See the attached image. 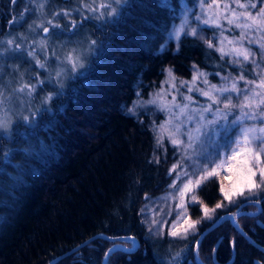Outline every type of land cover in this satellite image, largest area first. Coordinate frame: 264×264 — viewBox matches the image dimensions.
<instances>
[{
	"label": "trees",
	"instance_id": "trees-1",
	"mask_svg": "<svg viewBox=\"0 0 264 264\" xmlns=\"http://www.w3.org/2000/svg\"><path fill=\"white\" fill-rule=\"evenodd\" d=\"M164 14L152 0H132L117 23L96 31L95 37L105 41V49L93 62L87 83H72L56 105L53 119L22 131L27 133V141L21 135V143L35 146L38 154L28 159L31 171L25 173L31 175L20 183L18 191L13 190L16 198L0 234V264H49L57 258L59 264H101L108 248L119 242L99 235L132 236L138 242L134 252L111 253L108 264H169L168 248L180 249L167 238L159 241L157 249L140 220L143 199L161 191L166 166L150 167L151 138L122 115L120 107L130 101L137 74L147 71L146 76L159 79L154 69L159 64L171 65L186 79L190 61L208 73L211 82L216 73L220 77L232 73L228 60H221L214 48L191 37H185L178 54L158 56ZM36 143L46 144L47 150L42 152ZM25 177L22 174V180ZM216 193L213 183L198 190L209 207L218 201ZM260 204L264 208V201ZM258 221L264 224V213L238 217L240 228L252 242L231 223L222 222L202 238L199 260L212 264L213 246L220 240L214 253L217 261L230 258V241H235L231 264H264V229ZM208 225L202 224L199 231ZM192 239L183 246L175 264H195L196 235ZM120 243L132 246L130 241Z\"/></svg>",
	"mask_w": 264,
	"mask_h": 264
},
{
	"label": "snow or ice",
	"instance_id": "snow-or-ice-1",
	"mask_svg": "<svg viewBox=\"0 0 264 264\" xmlns=\"http://www.w3.org/2000/svg\"><path fill=\"white\" fill-rule=\"evenodd\" d=\"M35 3V0H30ZM129 0H92V3H82L81 9H86L91 16L84 17L81 12L82 19H96L99 23L96 25L98 31L103 32L106 26L115 24L124 14V9L128 6ZM15 3V0H13ZM46 0H41L38 5V10L42 11ZM180 5L177 13L176 7L171 0H159L158 6L168 9L173 15V20L179 19L180 24H173L171 30L168 32L167 40H175L179 45L182 37L192 36L199 37L203 40L209 49L215 48L220 53L221 60L225 56L230 57V63L239 65L241 73L238 76L221 77L222 81H231L227 85H216L210 83L208 80V73L200 72L195 65H193L192 80L182 81L181 88L187 87V95H183L180 89H176L177 95L172 96L171 109L169 104L158 105L156 99H151L147 102L138 101L141 106L155 107L157 112L167 111L170 116H176L178 120L175 133L170 132L169 136L178 135L183 138H171V144L177 149H184V155L181 160L174 164L169 170L170 175L175 173L176 179L173 180L170 188L175 190V194L179 196V202L175 204V209L178 210L176 219L172 221L171 230L168 235L174 238L186 239L189 234H196L202 236L203 233L197 231L198 225L203 221H211L210 227L214 228L222 222L231 223L240 232L238 217L252 216L255 213H246L243 209L248 205H259L264 201V196H260V192H264V7H261L258 12L254 11L258 3L254 0H231V4L224 3L222 6L213 0V5L217 9V13L209 16L205 10L207 0H199L200 12L196 13L195 8H189L186 0H178ZM213 5H208L209 8ZM232 5H235L234 7ZM223 9V14L219 11ZM26 12L31 9H25ZM73 10H63L61 13H54V16L71 17ZM195 17L196 27L192 26V17ZM20 21L25 19L24 15L20 16ZM221 19L226 22L227 28L221 23ZM12 23H18L13 20ZM71 28H62L59 23L49 19L47 26L43 24H36V28L42 29L45 36L37 41H33L32 45L25 48L24 41L17 42L15 38L6 41L0 40V57L6 53L11 52L23 56L27 53L28 57L35 59L36 65L48 70L51 66L49 57L56 60V68L49 71L46 81H38L37 84H24L15 92H25L29 97L35 92L37 87L45 83L51 85L53 91L45 98L44 104L59 99L65 95V89L71 88L72 83L77 80L87 83V76L92 70L93 62L103 54L105 49V41L100 39H92L89 43L87 52H80L78 49H73L71 54L67 57H60L53 50L48 52V36L63 34L64 31H72L75 34L82 25H78L75 20H71ZM215 27L220 30V35L217 37L213 34L212 37H205L200 35L206 31V27ZM32 28V25L29 26ZM53 29H60V33L53 32ZM239 29V35H233L231 39L226 32H233ZM216 41V43H213ZM6 45V46H5ZM231 45L232 47H227ZM253 46L259 50L260 60H257V51H254ZM40 49L42 59L37 58V49ZM165 45H161L163 51ZM91 57V59L89 58ZM251 63L253 72L256 73L257 78L247 79L244 75V64ZM70 65V67L68 66ZM171 75V70H169ZM215 75H219L216 73ZM174 79V78H173ZM243 81V87L239 86V82ZM202 84L203 87L198 86ZM83 86V85H82ZM176 88L175 82L171 85ZM73 92L78 89H72ZM198 93L199 96L207 98L206 102L199 104L191 93ZM13 94H6L2 85H0V112L4 113L3 118H0V131L6 133L11 137L18 125L14 126L13 121L8 118L9 107L13 103ZM235 94V95H233ZM162 95V94H161ZM140 96V93H137ZM177 96H182V100H178ZM223 97V99H221ZM243 100L240 103H235L234 100ZM223 105L220 107L219 105ZM195 105V107H192ZM191 107V112L188 109ZM42 111H51L47 107H43ZM129 109V112H132ZM177 112L179 115L177 116ZM41 110L33 112L31 116H24L25 124H35V119ZM183 119H180V117ZM251 122V123H249ZM168 123V121H165ZM210 141L216 145L217 150L212 154L201 153L199 162L193 161L188 154V150L196 143H203ZM222 141V142H221ZM162 141L158 140L160 145ZM223 148L224 152L221 155L219 149ZM28 151V150H25ZM219 159V163H215ZM226 160L234 161V163L227 165V172L229 175L224 176L220 181L219 191L222 199L215 204L214 207H209L198 199L195 194L204 183L210 178L220 175L219 169L224 167ZM11 157L5 159L6 164H11ZM159 163V160H157ZM203 166V167H202ZM19 167V166H17ZM179 169V170H178ZM3 171V169H0ZM13 180L19 177H13ZM224 181H228L226 185ZM190 196V200L188 197ZM175 199V196H173ZM199 204L202 215L199 219L193 220L188 215V208L190 205ZM229 206L236 208V211H231ZM229 209L224 214H218L217 210ZM260 213H264V208H259ZM172 212L167 213L172 216ZM181 221L183 223L181 224ZM168 222L165 221L166 225ZM153 226L159 224V221L153 220ZM163 227V225L161 226ZM152 229L150 228V231ZM159 231V229H157ZM113 239V238H109ZM126 241H131L132 247H136V240L134 237H126ZM202 240L198 239L197 244H201ZM235 247V241H233ZM118 251L129 252L131 249H121L119 246H113L105 255L104 264H108L111 253ZM216 249H213L215 253ZM179 255V254H177ZM59 264V258H57ZM169 264H175V258ZM202 264V262H198Z\"/></svg>",
	"mask_w": 264,
	"mask_h": 264
},
{
	"label": "rangeland",
	"instance_id": "rangeland-1",
	"mask_svg": "<svg viewBox=\"0 0 264 264\" xmlns=\"http://www.w3.org/2000/svg\"><path fill=\"white\" fill-rule=\"evenodd\" d=\"M21 1H27L32 5L34 4L30 2V0H21ZM131 1L132 0H129L128 6L130 5ZM152 1L156 2L158 6L159 0H152ZM36 2H39L40 4L41 0H35V3ZM99 2L100 0H96V3ZM171 2L176 7L178 13L180 8L178 0H171ZM186 2L189 8L194 7L196 13L200 12L199 0H186ZM241 2L246 3L247 0H241ZM254 2L258 3V6L254 11L258 12L261 7H264V0H254ZM82 3L91 4L92 0H46V3L44 4V8L42 11H39L38 7L28 8L31 9V11L24 12L23 15L25 19L23 21H20L19 19L20 17L17 18L18 17L17 16L16 17L17 19L15 20L18 21V23H12L11 25L12 27L9 28L6 32L4 31L0 35V40L6 41L8 39L15 38L17 42L24 41L25 48H28L29 46L32 45L33 41L38 42L45 36L42 29L35 27L36 24H43L47 26V21L49 19H52L54 20V22L59 23L62 28L66 27L70 29L71 28L70 21L75 20L78 25H82L77 30H75V34H73L72 31H64L63 34L48 36V52L51 53L54 50L57 53V55L62 58L67 57L69 54H71L73 49H78L80 52L86 53L90 41L92 39H97L94 33L97 30L96 25L99 23V21H97L96 19H82L81 12L83 13L84 17L91 16V14L86 9H81ZM217 3H219L222 6L224 3L231 4V0H217ZM59 4L62 6H59ZM53 5H55V7H53ZM208 5H213V0H207V4L205 5V10L209 16L215 15L217 13V9L215 5H213V7L211 8H209ZM70 6H75L76 8H71ZM232 6L234 7L235 5ZM57 7H67V8H57ZM63 10H73L71 17L53 15L54 13H61ZM163 11L165 12V14L162 18V22L159 27L160 42L157 45L156 53L159 54L158 56H160V54H165V53L175 55L178 54L179 49L182 48V42L185 39V37H182V39L179 42V45H177V42L174 39L171 41L167 40L168 32L171 30L173 24L179 25L180 20L179 19L173 20L171 18L173 14L169 12L168 9L163 8ZM219 11L221 12V14H223L222 7ZM21 15L22 14H19V16ZM221 23L224 25L225 28L228 27L226 22H224L222 19H221ZM30 25H32V28L29 27ZM192 26L193 27L197 26L194 16L192 17ZM204 27H206V31H204L200 35H203L205 37H212L213 34H215L217 37H219L220 35L219 29L209 26H204ZM52 31L56 33H60L61 30L53 29ZM239 31H240L239 29H236L233 32H226L225 35H227L229 39H231L233 35L238 36ZM187 37H191L194 40L196 39L197 41L206 45V43L203 40L199 39V37L197 38H194L192 36H187ZM213 43H216V41H213ZM161 45H165L163 51H161ZM227 47L230 48L232 46L228 45ZM253 49L254 51H257L258 53L257 60L259 61L260 60L259 50L256 48V46H253ZM37 53H38L37 58L42 59L43 54L41 53L39 48L37 49ZM217 53L220 54L219 52ZM89 58L91 59V57ZM224 58L228 60V62L230 61V57L225 56ZM49 59L51 61V66L48 70H45L39 68L36 65L35 59L28 57L26 52L24 53L23 56L11 52L6 53L3 57H0V85L4 87L6 94H13L14 89H18L24 84H37L38 81H46L49 75V71L56 68V60L51 56L49 57ZM229 64L231 66L230 67V73H232L231 77L238 76L241 73L240 66L233 65L230 62ZM193 65L195 64L192 62H190L187 65V69L189 72V78L187 79L178 75L176 71L172 69L171 65L169 64H159L158 66L154 67L155 73L159 75L158 76L159 79L157 81L153 80L149 76H146L147 71L146 73L141 72L137 74L135 80L132 83V96L130 101L125 103L123 102L120 107L122 115L132 119V121L141 131L146 132L150 136L151 150L149 151V160H148L149 165H151L150 167L160 169V166L163 165L166 166L164 172L165 173L164 180L161 181L160 183L161 191L158 192L156 195H149V196L145 195L143 199V201L145 200V202L140 209V220L144 226V229L150 241L155 244L157 249L159 247L158 246L160 243L159 241L164 238H167L169 241H171L173 245H177L178 247H180V249L168 248V251L171 253V257H170L171 259L168 258L170 261H173V258H175L176 260L181 255V252H183L182 251L184 248L183 246L185 244H188L190 241H192L193 240L192 237L196 235L194 233L189 234V236L186 239H182L178 237L174 238L168 235V232L171 230L172 221L176 219V215L178 212V210L175 209V204L179 202V196L175 194L174 189L169 187V185L172 184L173 180L176 179L175 173L170 175L169 170L172 169L173 165L177 164V162L180 161L182 156L184 155V149L181 148L177 150L171 144L170 140L171 138L186 139V137H181L178 135H174L172 137L169 136L170 132L175 133V129L178 124V120L176 116H170L169 112L167 111L157 112L155 107L141 106L137 102L138 101L147 102L151 99H156L158 105L169 104V107L171 109L170 102L172 96L177 95L176 89H180V92L183 95L188 94L187 87L181 88V82L182 81L190 82L192 80ZM68 66L70 67V65ZM149 68L147 67L148 70ZM197 69L199 68L197 67ZM169 70H171V75L169 73ZM199 71L202 72L201 70ZM244 75L246 76L247 79H254V78L258 79L256 73L253 72L251 63L244 64ZM231 77H229V80L227 81H222L221 77H218L217 79H215V81L213 82L210 81V83L216 84L218 86L222 84L227 85L230 83ZM173 82H175L176 88L171 87ZM243 84H244L243 81L239 82L240 87H243ZM198 86L203 87V85L199 84V82H198ZM68 90L69 88L66 87L65 95H67ZM52 91L53 89L51 85L45 83L44 85L37 87L31 97L27 95V89H25V92H15L13 94V103L10 106H8L10 109L8 110L7 113L8 118L13 121L14 126L18 125V127H16L15 133L11 137H9L6 133L0 131V169H3V171H0V234L2 233L1 230L7 225L8 210L12 205L11 203L14 202L16 198V193H14L13 190L18 191L19 188L21 187L20 183L23 184V182L26 181V178L29 177L28 175H31L30 173L29 174L25 173L28 172V169L30 170L31 168V167L30 168L27 167V165H29L28 159L34 157V154L37 157L38 154V151L35 146L31 147V144L24 145V143H21L20 136L22 135L25 141H27L26 140L27 138H25L27 133L22 132L23 130L32 129L41 122L45 123L48 120L53 119L55 115V109L57 107L56 105H58L59 100H61V98H64L65 95L59 97V99H54L53 101L45 105L43 102L45 98L49 95V93ZM138 92L140 93L139 97L137 96ZM191 95L199 104H203L207 100V98L203 96H199L198 93L195 92L191 93ZM177 99L182 100V96H177ZM221 99H223V97H221ZM242 100L243 97H241L240 100H234V102L240 103ZM219 106L223 107L222 104ZM43 107H47L51 109V111H42ZM192 107H195V105H193ZM38 109L41 110V113L36 116L35 124L34 125L25 124V122L23 121V117L31 116V114L33 112H36ZM129 109H132L133 111L129 112ZM188 112H191V107L188 109ZM178 115L179 113L177 112V116ZM3 116L4 113L0 112V118H3ZM180 119H183V117L181 116ZM165 121H168V123H165ZM158 140L162 141L160 145L157 144ZM36 144L40 145L42 152H45L47 150L46 144H41V143H36ZM216 150L217 148L215 144H213L210 141H204L203 143L194 144L192 148L188 150V154L192 157L193 161L199 162L200 159H203V157L200 156L199 154L201 153L212 154ZM219 151L222 155L224 149L220 148ZM7 157H11L12 160L11 164L5 163V159ZM157 160H159V163H157ZM219 162L220 160L216 159L215 163H219ZM231 163H234V161L226 160L224 163V167L219 169L220 175L214 178H210L206 183L203 184V186L207 183L216 184L217 186L216 195H218L217 202H219L222 199L221 193L219 191L220 181L223 180L224 176L229 175L226 168L227 165ZM22 174H25L26 176L24 180H22L21 178ZM13 177H19V179L13 180L12 179ZM224 183L227 185L228 181H224ZM198 190L195 194L198 196V199L202 201L201 197L198 194ZM9 196L11 197L9 198ZM173 196H175V199H173ZM188 199L190 200V196L188 197ZM215 204L210 207H214ZM248 206L256 207V210H248V211L255 212L258 210V206L256 205H248ZM231 207L232 206H229V208ZM226 210L227 209H220L217 210V213ZM236 210L237 209L234 208L233 211ZM169 211L173 213L172 216L167 215ZM188 215H190L191 219L193 220L199 219L200 216L202 215L200 205L199 204L190 205L188 208ZM154 219L159 221V224H157L156 226H153L152 224V221ZM165 221L168 222L166 225L164 224ZM207 222H211V221H207V220L203 221L200 225H198V228L202 224ZM182 223L183 221H181V224ZM162 225L163 227H161ZM232 227L234 228V226ZM150 228L152 229L151 231ZM157 229H159V231ZM164 249L166 250V248ZM176 250L180 251V253H177ZM194 263H195V259H194Z\"/></svg>",
	"mask_w": 264,
	"mask_h": 264
},
{
	"label": "flooded vegetation",
	"instance_id": "flooded-vegetation-1",
	"mask_svg": "<svg viewBox=\"0 0 264 264\" xmlns=\"http://www.w3.org/2000/svg\"><path fill=\"white\" fill-rule=\"evenodd\" d=\"M39 5V2L34 3L33 5L27 1H21V0H15V3H13V0H0V35L5 31H7L9 28H11L12 26V22L13 20L19 18V14H24L25 9L27 8H37ZM59 6H62L59 4ZM50 7V6H49ZM53 7H55V5H53ZM71 8H76L75 6H70ZM68 7V8H70ZM57 8H67V7H57ZM78 8V7H77ZM18 16V17H17ZM17 17V18H16ZM97 31V30H96ZM96 31L94 33V35H96ZM207 224H209L207 227H209L211 225V222H207ZM221 224V223H220ZM219 224V225H220ZM218 225V226H219ZM218 226H216L215 228H213L212 230H210L207 234H209L210 232H212L214 229H216ZM207 227H205L204 229H206ZM201 228V227H200ZM200 228H198V232L203 231L204 229H202L201 231ZM206 234V235H207ZM204 235V236H206ZM203 236V237H204ZM197 235H196V239H197ZM202 237V238H203ZM202 238L200 240H202ZM196 241V240H195ZM218 240L214 246L213 249H216L218 244H219ZM116 245V244H114ZM195 245V244H194ZM236 246V245H235ZM111 247V246H110ZM109 247V248H110ZM108 248V249H109ZM198 249V246H197ZM194 251V249H193ZM230 258L223 262V261H217L214 258V252L212 251V264H231L234 259H235V251H236V247H233V241H230ZM263 251V250H262ZM107 252V251H106ZM196 254H197V250H196ZM105 256V255H104ZM198 257V254H197ZM193 258H194V254H193ZM104 259V257H103ZM199 259V257H198ZM201 262V261H200ZM103 263V260L101 262V264ZM196 264V262H195ZM204 264V263H202ZM255 264H262L261 262H256Z\"/></svg>",
	"mask_w": 264,
	"mask_h": 264
},
{
	"label": "water",
	"instance_id": "water-1",
	"mask_svg": "<svg viewBox=\"0 0 264 264\" xmlns=\"http://www.w3.org/2000/svg\"><path fill=\"white\" fill-rule=\"evenodd\" d=\"M256 206H258V209L259 208H261L260 207V204L259 205H256ZM244 212H246V213H255L256 215L259 213V211L257 210V211H255V212H251V211H244ZM255 215V216H256ZM257 224H258V226H261V228H263L264 229V224L263 223H260V222H257ZM233 226V225H232ZM215 228V227H214ZM235 228V227H234ZM213 228L212 227H207L206 229H204L203 231H201L200 233H203V235L202 236H198L197 237V239H196V241H195V245H194V251H193V254H194V259H195V262H196V264H198V262H199V260H198V257H197V254H196V250H197V246H198V244H197V240L198 239H201L204 235H206L210 230H212ZM236 229V228H235ZM240 234H242L243 236H245V238L249 241V242H252L251 240H250V238H248V236H246L243 232H240L238 229H236ZM97 237H99V238H102V239H106V240H109V241H116V242H119L118 244H116L115 246H119V248H121V249H131V251H130V253L131 252H134V251H136V249L138 248V242H137V240H136V247L135 248H128V247H126L125 245H123V244H121L120 242L121 241H126V237H129V236H120V237H113V239H109L110 237H108V236H103V235H99V236H97ZM132 237V236H131ZM131 242V241H130ZM87 243V242H86ZM113 246L114 245H112L110 248H113ZM109 248V249H110ZM108 249V250H109ZM108 250H107V252H108ZM72 251H74V250H72ZM263 251H264V249H263ZM69 253V252H68ZM129 253V252H128ZM62 257V256H61ZM57 259H55L54 261H56ZM54 261H52V262H50L49 264H52ZM104 261H105V256H104V259H103V263L102 264H104Z\"/></svg>",
	"mask_w": 264,
	"mask_h": 264
},
{
	"label": "bare ground",
	"instance_id": "bare-ground-1",
	"mask_svg": "<svg viewBox=\"0 0 264 264\" xmlns=\"http://www.w3.org/2000/svg\"><path fill=\"white\" fill-rule=\"evenodd\" d=\"M190 62H191V61H190ZM190 62H188V64H189ZM188 64H187V65H188ZM218 77H220V75L216 76V79H217ZM216 81H217V80H216ZM220 239H221V238H220Z\"/></svg>",
	"mask_w": 264,
	"mask_h": 264
}]
</instances>
